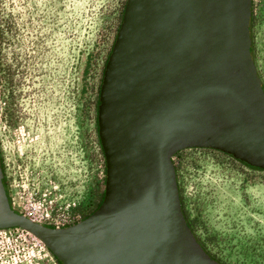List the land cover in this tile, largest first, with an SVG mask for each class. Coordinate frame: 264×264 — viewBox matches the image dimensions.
Instances as JSON below:
<instances>
[{"label": "water", "instance_id": "1", "mask_svg": "<svg viewBox=\"0 0 264 264\" xmlns=\"http://www.w3.org/2000/svg\"><path fill=\"white\" fill-rule=\"evenodd\" d=\"M251 0H124L100 79L103 196L84 218L47 227L10 208L61 264H221L180 208L171 157L222 151L264 169V92L250 51Z\"/></svg>", "mask_w": 264, "mask_h": 264}, {"label": "rangeland", "instance_id": "2", "mask_svg": "<svg viewBox=\"0 0 264 264\" xmlns=\"http://www.w3.org/2000/svg\"><path fill=\"white\" fill-rule=\"evenodd\" d=\"M10 1L0 0L1 178L18 212L59 225L87 216L103 194L94 102L124 0ZM251 5L264 89V0ZM171 162L204 250L223 264H264V169L210 148L182 149ZM46 250L0 233V264H57Z\"/></svg>", "mask_w": 264, "mask_h": 264}, {"label": "built area", "instance_id": "3", "mask_svg": "<svg viewBox=\"0 0 264 264\" xmlns=\"http://www.w3.org/2000/svg\"><path fill=\"white\" fill-rule=\"evenodd\" d=\"M171 160H173V155L171 157ZM8 199H9V197H8ZM9 202H10V200H9ZM10 208H12L14 211L18 212L13 207L11 202H10ZM18 213H20V212H18ZM24 215H26V216H28V217L36 220V221H39L41 223H49V224L54 225V226L69 225V224L77 222L78 220H80L82 218V217L80 218L78 216L72 217V218H69L66 222L60 223L58 225V223L53 224V223H50L49 221L48 222L47 221H41L40 219H37L36 217H34L33 215H30V214L24 213ZM0 233H3V234L8 233V235L12 239H14L20 243H23L24 245H28L29 247L35 249V251H39V252L45 251L46 253H48L46 248L36 238H34L33 236H31L30 234H28L27 232H25L24 230H22L18 227H10V228L0 229Z\"/></svg>", "mask_w": 264, "mask_h": 264}, {"label": "trees", "instance_id": "4", "mask_svg": "<svg viewBox=\"0 0 264 264\" xmlns=\"http://www.w3.org/2000/svg\"><path fill=\"white\" fill-rule=\"evenodd\" d=\"M251 3H252V0L250 1V20H251V16H252V11H251V7H252V5H251ZM124 4V3H123ZM123 4H122V8H121V10H120V15H119V17H118V23H117V25H116V27H115V30H114V34H113V37H112V42H113V40H114V38H115V34H116V31H117V28H118V25H119V21H120V18H121V13H122V9H123ZM250 26H251V23H250V21H249V36H250V39H251V35H250ZM111 45H112V43L110 44V48H111ZM110 48H109V50H110ZM250 51L252 52V47H251V43H250ZM109 50H108V52H107V56H108V53H109ZM107 56H106V58H107ZM106 58H105V60H104V62H103V64H102V68H101V75H102V70H103V67H104V64H105V62H106ZM101 75H100V79H101ZM99 85H100V80H99V82H98V85H97V89H96V98H95V102H94V117H93V120H94V129H95V134H96V142H97V145H98V148H99V151H100V153H101V155L103 156V154H102V149H101V146H100V142H99V138H98V133H97V123H96V112H97V102H98V92H99ZM261 88L263 89V87H262V85H261ZM263 92H264V89H263ZM239 161V160H238ZM241 163H243L245 166H247V167H250V168H254V169H259V170H261L260 168H257V167H253V166H250V165H248V164H246V163H244V162H241ZM1 181H2V184H3V180H2V178H1ZM103 182H104V161H103V180H102ZM4 185V184H3ZM4 187V186H3ZM5 193H6V196H7V200H8V203H9V199H8V194H7V192H6V190H5ZM102 196H103V194H101V197H100V200H99V202L97 203V205H96V207L99 205V203H100V201H101V199H102ZM179 202H180V200H179ZM95 207V208H96ZM180 208H181V212H182V214H183V217H184V219H185V221H186V224L188 225V227L190 228V226H189V224H188V221H187V219H186V214H185V212H184V210L182 209V205H181V203H180ZM192 232V231H191ZM196 239V238H195ZM197 240V239H196ZM198 242V241H197ZM199 243V242H198ZM202 247V246H201ZM203 248V247H202ZM203 250H204V248H203ZM205 251V250H204ZM206 252V251H205ZM207 253V252H206ZM208 254V253H207ZM210 255V254H209ZM211 256V255H210ZM54 257V256H53ZM211 257H213V256H211ZM214 258V257H213ZM54 259H55V261H56V263L57 264H61V262L59 261V260H57L55 257H54ZM215 259V258H214ZM215 260H217V259H215ZM218 261V260H217ZM218 262H220V261H218ZM221 263V262H220ZM221 264H223V263H221Z\"/></svg>", "mask_w": 264, "mask_h": 264}, {"label": "flooded vegetation", "instance_id": "5", "mask_svg": "<svg viewBox=\"0 0 264 264\" xmlns=\"http://www.w3.org/2000/svg\"><path fill=\"white\" fill-rule=\"evenodd\" d=\"M13 0H11L10 2H12ZM8 10V9H7ZM0 13H1V10H0ZM4 186V185H3ZM4 190H5V187H4ZM6 194V193H5ZM9 206H10V202H9ZM16 212V211H15ZM44 225H46L47 227H53L54 225H51L49 223H43ZM61 226H66V225H61ZM59 226V227H61Z\"/></svg>", "mask_w": 264, "mask_h": 264}]
</instances>
